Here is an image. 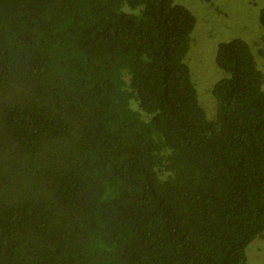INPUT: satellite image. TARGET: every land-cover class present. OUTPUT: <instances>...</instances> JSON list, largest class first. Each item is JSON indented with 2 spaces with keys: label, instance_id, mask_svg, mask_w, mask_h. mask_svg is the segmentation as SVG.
<instances>
[{
  "label": "trees",
  "instance_id": "1",
  "mask_svg": "<svg viewBox=\"0 0 264 264\" xmlns=\"http://www.w3.org/2000/svg\"><path fill=\"white\" fill-rule=\"evenodd\" d=\"M195 22L174 0H0V264H247L264 72L219 43L207 119Z\"/></svg>",
  "mask_w": 264,
  "mask_h": 264
},
{
  "label": "rangeland",
  "instance_id": "2",
  "mask_svg": "<svg viewBox=\"0 0 264 264\" xmlns=\"http://www.w3.org/2000/svg\"><path fill=\"white\" fill-rule=\"evenodd\" d=\"M174 1L186 6L195 16L196 22L184 60L189 66L206 118L214 119L217 103L212 88L224 75L215 61L219 43L233 38L243 39L250 46L258 68L264 72V26L260 21L264 0ZM246 255L247 264H264V236L248 244Z\"/></svg>",
  "mask_w": 264,
  "mask_h": 264
}]
</instances>
